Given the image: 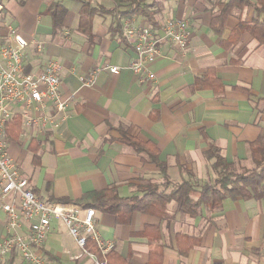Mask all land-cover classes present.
Masks as SVG:
<instances>
[{
	"label": "crops",
	"instance_id": "1",
	"mask_svg": "<svg viewBox=\"0 0 264 264\" xmlns=\"http://www.w3.org/2000/svg\"><path fill=\"white\" fill-rule=\"evenodd\" d=\"M82 1L106 11L95 17L91 38L79 29V0H0V44L14 33L23 35L29 42L27 70L39 71L48 60L60 62L62 93L76 95L57 131L27 128L19 113L10 122L17 126L9 127V152L36 195L86 209L87 195L112 186L127 198L141 197L145 183L211 180L216 177L208 159L212 147L236 172L254 166L251 143L264 129V45L248 31L236 30L264 19V14L257 17V0L234 8L219 33L212 27L217 0H145L159 25L180 18L190 32L184 55L162 45L163 57L150 67L156 78L149 81L129 68L136 52L111 14L123 15L130 0ZM52 3L67 10L57 33L47 13ZM233 37L236 43L228 47ZM112 66L121 69L119 74L107 70ZM96 70L94 85H83L81 77ZM124 134L156 145L165 174L127 146ZM5 200L0 195V240L8 222ZM94 210L101 237L114 244L113 264H148L156 252L163 264H264V196L227 198L214 211L201 207L196 216L179 212L172 201L166 216L136 212L128 224ZM38 253L54 264H93L77 257L74 239L58 221L51 223ZM0 264L30 263L14 252Z\"/></svg>",
	"mask_w": 264,
	"mask_h": 264
},
{
	"label": "built area",
	"instance_id": "2",
	"mask_svg": "<svg viewBox=\"0 0 264 264\" xmlns=\"http://www.w3.org/2000/svg\"><path fill=\"white\" fill-rule=\"evenodd\" d=\"M117 19L126 41L136 52L129 68L142 80L156 78L150 67L163 57L162 45H173L181 55L189 50L190 32L184 19L169 18L158 26L145 21L138 23L137 16L133 15H119ZM28 45L20 33H14L10 41L0 44V195L9 199L2 203L8 222L6 234L0 240V260L18 252L30 264H54L46 261L38 249L46 242L51 223L58 221L74 239L79 249L78 258L87 257L93 264H109L108 254L114 244L101 237L94 222L95 210L68 206L36 195L9 152L7 125L17 113L25 127L45 134L60 129L76 102L75 93L68 96L62 93L60 62L48 60L39 71L27 70L25 50ZM42 47L39 43L38 48ZM107 70L119 74L121 69L112 66ZM98 72L82 76V84L93 86Z\"/></svg>",
	"mask_w": 264,
	"mask_h": 264
},
{
	"label": "trees",
	"instance_id": "3",
	"mask_svg": "<svg viewBox=\"0 0 264 264\" xmlns=\"http://www.w3.org/2000/svg\"><path fill=\"white\" fill-rule=\"evenodd\" d=\"M82 3L80 10L79 29L89 38L92 35L94 19L100 13L106 12L100 7H94L90 3L79 0ZM185 1V0H183ZM219 14L212 20V27L219 33L224 28L228 15L234 8L245 7L251 4L249 0H217ZM255 11L258 16L264 14V0H257ZM47 13L52 16L54 33L62 30L61 23L64 20L67 10L60 4H50ZM123 15H135L145 17L151 25L158 26L156 12L149 10L145 0H130L129 9L120 12ZM114 16L115 27L122 30L117 17L119 12L111 11ZM248 31L261 45H264V19L256 18L249 25L241 24L237 28L239 31ZM122 32V31H121ZM124 35V34H123ZM125 39V38H124ZM236 37L228 42V47L236 43ZM126 40V39H125ZM127 42V41H126ZM14 123V122H13ZM8 123L9 127L17 126V123ZM122 141L131 147L137 154L145 160L160 167L162 174H165L166 167L159 159V151L156 145L144 144L136 138L123 135ZM251 155L254 166L250 169L236 172L226 158L220 155L216 147H212L208 159L213 160L212 164L216 171V177L211 180L199 182L194 180H183L181 183L172 184L170 181L163 183H145L142 185L143 195L124 198L118 193L116 186L106 190L94 192L87 195V207L100 212L114 215L118 223H131L136 212L153 214L164 217L167 214L168 204L174 201L179 212L196 216L201 207H206L210 211L218 209L227 198H255L261 199L264 196V129L257 140L251 143ZM167 189H170L169 191ZM100 255V253L95 251ZM113 250L108 254L109 264H113ZM118 263V262H117ZM120 264H128L125 261ZM148 264H163L162 253L156 252L150 256Z\"/></svg>",
	"mask_w": 264,
	"mask_h": 264
},
{
	"label": "rangeland",
	"instance_id": "4",
	"mask_svg": "<svg viewBox=\"0 0 264 264\" xmlns=\"http://www.w3.org/2000/svg\"><path fill=\"white\" fill-rule=\"evenodd\" d=\"M235 170V169H234ZM3 201V200H2ZM7 201H9V199H6L4 202H7Z\"/></svg>",
	"mask_w": 264,
	"mask_h": 264
}]
</instances>
